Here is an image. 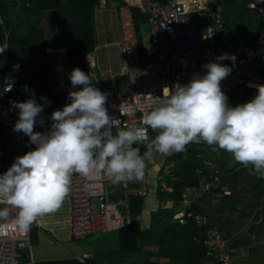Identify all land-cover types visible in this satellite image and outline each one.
Instances as JSON below:
<instances>
[{
    "label": "clouds",
    "instance_id": "clouds-1",
    "mask_svg": "<svg viewBox=\"0 0 264 264\" xmlns=\"http://www.w3.org/2000/svg\"><path fill=\"white\" fill-rule=\"evenodd\" d=\"M224 60L235 62V56L224 53L203 65L204 75L193 74L174 89L165 87L149 106L143 127L120 129L115 135L117 119L105 107L108 94L79 68L69 76L72 88L79 90L70 91L71 102L51 113L45 132L34 129L46 122L41 114L51 105L47 97H40L43 103L35 98L11 101L19 109L13 131L27 136L35 149L16 157L0 175V203L8 206L0 208V221L5 222L0 223V235L6 234V226L27 232L39 217L57 212L70 193L73 174L107 172L114 185L142 181L146 161L154 154L184 153L190 143L204 142L231 153L235 162L264 176V85H254L257 94L250 101L230 106L221 81L232 68L220 63ZM149 128L156 133L151 140ZM140 144L147 145L143 155L133 147ZM9 207L17 210L12 220Z\"/></svg>",
    "mask_w": 264,
    "mask_h": 264
},
{
    "label": "built area",
    "instance_id": "built-area-1",
    "mask_svg": "<svg viewBox=\"0 0 264 264\" xmlns=\"http://www.w3.org/2000/svg\"><path fill=\"white\" fill-rule=\"evenodd\" d=\"M214 1L207 0L206 6L191 9L179 0H121L118 17L124 75L129 80V93H121L116 85L101 89L108 94L105 107L109 115L117 119L114 135L120 129L143 127L144 116L151 110L149 106L154 104L155 97L163 95L165 87L174 89L177 84H187L193 74L204 75L207 69L203 65L215 61L216 57L224 53L235 56V62L220 61L232 68L231 74L221 81V89L225 94L240 86L257 91L254 85H264V76L261 74L264 64V32L259 33L252 44L235 42L227 30L220 7L215 6ZM252 6L264 19V0H252ZM133 8H139L146 16L149 29L147 36L144 31L141 32L145 39L142 47L144 62L141 60ZM197 17L206 20L203 32L199 31ZM0 51H3L0 52V74L3 76L0 87V136L5 153L0 171L2 175L16 157L26 153V136L13 131L19 118V109H13L10 102H23L30 98H35L37 103L42 101L35 84L20 81L23 69L19 62L11 61L7 40L0 41ZM250 84L253 86L250 87ZM69 92L65 94L61 105L41 114L46 122L43 126L37 123L35 131L45 132L50 128L51 113L71 102ZM149 94L154 97H147ZM143 146L147 151V145ZM146 174L144 170V178L138 188H131L129 182H122L119 200L111 197L110 182L113 178L107 172L89 176L73 174L70 193L66 198L71 205L74 239H85L131 225L130 198L145 195ZM170 175L169 165L165 169V179ZM217 180L214 178L210 182L202 176L198 196L202 197L205 192L213 190ZM214 198L219 200L221 194L215 193ZM1 206L7 205L0 203ZM189 216L200 226L207 221V217L200 213H191ZM4 232L6 234L0 235V264H20L24 250L32 246L30 230L24 232L6 226ZM205 245L207 254L216 264H234L225 239L215 228L207 231Z\"/></svg>",
    "mask_w": 264,
    "mask_h": 264
},
{
    "label": "crops",
    "instance_id": "crops-1",
    "mask_svg": "<svg viewBox=\"0 0 264 264\" xmlns=\"http://www.w3.org/2000/svg\"><path fill=\"white\" fill-rule=\"evenodd\" d=\"M4 1L6 2V11L4 14L0 13V23L3 20L8 21L10 19L13 22H22L24 13L18 9L20 6L14 7L17 0ZM179 1L185 7L191 9L207 5V0ZM120 2L121 0H100V5L94 13L96 30L95 58L100 71V79L97 86H99L100 90L112 85L118 86L116 78L122 74L124 75L125 63L122 56L118 17V5ZM213 4L220 7L226 21L227 30L235 42L252 44L256 36L264 32V19L258 10L252 6V0H216ZM27 6H30V4H27ZM146 26H148L147 23L142 26L141 32L144 31ZM40 27L46 33V59L51 94L56 96L57 93H55L54 89L60 87L63 88L66 94L69 90H67L64 77L66 55L64 53L63 33L59 17L54 10L46 11ZM205 28L206 20L202 28L199 27V31L203 32ZM54 37L55 40H52ZM3 40L8 41L7 33L0 39V41ZM53 43L58 46L59 56L57 59H54L52 55ZM261 74L264 76V64L262 65ZM118 88L123 90L125 88L128 89V86H118ZM256 94V90L240 86L236 90L227 93L226 96L228 97L229 105L235 107L250 101ZM155 135L156 133L149 128V140L153 139ZM141 145L143 146V144ZM187 151H190L192 156L200 159L204 165L202 169L198 170L200 178L205 176L206 180L210 182H213L214 178H218V180L213 184V190L205 192L202 197H199L197 192L200 184L197 188L187 189L184 195L185 200L181 203L179 209L176 210L174 218L163 223L159 229L154 230V233H163L167 241H171L175 233V238L171 245L183 246L184 238H182V233L184 231H180V225H187V217L191 214L189 212L200 213L207 217L206 223L201 227L206 228L207 231L210 228H215L222 234L234 264H264V176L254 173L250 165L246 167L235 162L231 153L220 150L215 146H208L204 142L190 143L186 146ZM176 154L178 153L173 152L166 156L154 154L151 160L146 161L147 192L143 196H133L145 200L146 210L143 213V217H141L145 229L151 227L153 211H157L160 207L167 204L166 202L162 203L158 199L157 193L161 188L167 191L171 190L167 185L168 178L165 179V169L169 165L171 170L174 168L175 162L170 161L169 163L168 161L169 157ZM129 185L131 188H138L141 185V181L138 186H133L130 182ZM110 189L111 197L114 200H119L122 194V184L114 185L111 181ZM215 193L221 194L219 200L214 198ZM133 197L130 198V202ZM192 207L194 211H190ZM130 214L133 220L131 204ZM71 220V205L67 198L57 212L39 217L37 222L34 223L37 227L36 244L32 240V246L26 249L29 251L27 254L30 256V261L27 264L72 259L85 263L87 259H92L95 255L94 264L129 263L128 259L130 256L128 254L123 256L116 253L120 248V229L97 234L104 235V237L95 242V245L91 243L88 250H84L73 241L72 230L70 231L72 227ZM172 227L175 232H170ZM95 247L97 248L95 249ZM149 248L156 251L159 250L158 247ZM193 249L196 255V247L194 246ZM108 251H112L111 262L107 261V255L104 254ZM195 258H197V264H216L214 259L207 254V250L205 256H197ZM158 260L162 264H171L170 259L165 255L158 257ZM174 264L188 263L180 260L174 261Z\"/></svg>",
    "mask_w": 264,
    "mask_h": 264
},
{
    "label": "trees",
    "instance_id": "trees-1",
    "mask_svg": "<svg viewBox=\"0 0 264 264\" xmlns=\"http://www.w3.org/2000/svg\"><path fill=\"white\" fill-rule=\"evenodd\" d=\"M18 6L21 7L24 17L22 22L8 21L2 22V31L0 39L7 33L9 44V56L12 62H20L22 66V79L24 76L31 75L35 84L39 98L47 97L51 101V105L45 107L44 111L57 108L65 100V96H53L50 91L49 73L46 59V33L41 28V22L46 11L54 10L59 17L62 27L64 53L66 60L64 63V77L66 80L67 90L73 89L69 76L74 68H79L85 73H89L92 83H99L100 71L95 58L96 49V30L94 24V13L100 5V0H17ZM30 4V6H27ZM6 11V2L0 1V13ZM136 31L139 36V48L141 51V60L145 61L142 56L143 37L141 28L147 23L146 16L139 9H133ZM3 82V76L0 74V87ZM116 84L120 87L129 86L128 77L120 75L116 78ZM43 103V101H42ZM140 153L144 154L146 148L140 145ZM35 145L29 143L26 136V152L34 150ZM4 143L0 136V171H2V162L4 159ZM2 161V162H1ZM170 161H174V168L171 175L167 179L168 188L171 190H163L157 193L158 199L162 203H167L160 207L157 211H153L151 227L145 229L144 222L141 219L146 210V203L143 198L133 197L131 199V212L133 216L132 224L119 230L120 248L116 251L117 255H129L128 264H162L158 260L161 255H165L170 259V263L174 261H185L188 264H197V258L205 256L207 229L195 224L194 219L187 217V225H180L182 238H184L183 246L171 245L175 238V233L171 241H167L163 233H154L163 223L174 218L176 210L179 209L181 203L184 202V195L189 188H197L200 184V176L198 170L203 168V163L196 156H192L190 151L186 153H178L169 157ZM138 182H130L133 186H138ZM194 211V208H190ZM192 213V212H189ZM179 225V224H178ZM175 226V225H174ZM158 231V230H157ZM174 231V228L170 230ZM31 239L36 244L37 227L33 223L30 228ZM171 242V243H170ZM196 247L195 255L193 247ZM149 247H158L159 250H153ZM25 250L20 259V264H27L30 256ZM99 254V253H98ZM97 254V255H98ZM107 255V261L111 260L112 251L104 253ZM95 257L87 259L84 262L72 259L64 261H51L40 264H94ZM156 258V259H155ZM110 264V263H109Z\"/></svg>",
    "mask_w": 264,
    "mask_h": 264
},
{
    "label": "rangeland",
    "instance_id": "rangeland-1",
    "mask_svg": "<svg viewBox=\"0 0 264 264\" xmlns=\"http://www.w3.org/2000/svg\"><path fill=\"white\" fill-rule=\"evenodd\" d=\"M17 5H19V3H15V5H14V7L15 6H17ZM20 11H22V9H21V7L20 8H18ZM17 9V10H18ZM15 10H16V8H15ZM23 12V11H22ZM21 12V13H22ZM197 22H198V24H199V27L200 28H202V26H203V24L205 23V19H204V17H197ZM2 27L4 28V26L2 25V23H0V32L2 31ZM148 26H146L145 28H144V32H145V34H146V36L148 35ZM6 34V33H5ZM51 38V37H50ZM52 40H55V37L52 39ZM145 41V40H144ZM57 48H58V46H57V44L56 43H53V47H52V55H53V57H54V59L56 58L57 59V57L59 56V51L57 50ZM20 81H33V77H31V75L29 76V75H26V76H24V80L22 79V77L20 78ZM55 90V93H57V95H59V96H64V94H65V92H64V90H63V88L62 87H60V88H56V89H54ZM120 92L121 93H129V88L127 89V88H125V89H123V90H120ZM3 207H8V206H1L0 208H3ZM9 211H10V217H9V220H12V219H14L15 218V216H16V212H17V210L16 209H14V208H11V207H9ZM72 221V220H71ZM2 222H4V221H2ZM5 223V222H4ZM72 224V223H71ZM72 226V225H71ZM72 230V227H71V229H70V231ZM72 233V232H71ZM104 237V235H91V236H89V237H87V238H85V239H81V240H77V239H73L72 237H71V239H73V241H75L78 245H79V247H81L82 249H84V250H88L90 247V244L91 243H94V245L96 244L95 242H97V241H99L100 239H102ZM97 247H95V249H96ZM110 262H111V260H109Z\"/></svg>",
    "mask_w": 264,
    "mask_h": 264
}]
</instances>
